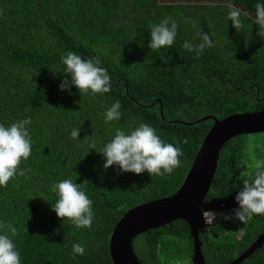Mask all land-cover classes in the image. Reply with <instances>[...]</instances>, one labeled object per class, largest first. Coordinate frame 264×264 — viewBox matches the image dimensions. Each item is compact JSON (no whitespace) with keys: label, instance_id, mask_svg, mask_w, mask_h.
<instances>
[{"label":"trees","instance_id":"obj_1","mask_svg":"<svg viewBox=\"0 0 264 264\" xmlns=\"http://www.w3.org/2000/svg\"><path fill=\"white\" fill-rule=\"evenodd\" d=\"M256 3L264 0H0V124L31 118V155L19 165L30 171L0 186V223L17 229L16 236L8 235L21 264H114V224L129 207L179 186L212 122L199 117L264 107V36L251 19ZM229 5L242 12L238 31L228 20ZM169 16L178 26L175 42L149 48V25ZM200 31L214 46L197 56L183 45L198 44ZM68 51L98 58L111 76V90L79 93L71 84L70 92L61 90V57ZM117 101L121 117L106 123L105 112ZM140 123L182 149L181 166L172 174L103 168L99 151L115 130L129 133ZM76 128L79 138L73 139ZM251 143L264 144V130L222 143L207 196L239 191L241 172L264 160ZM63 179L80 184L91 199V228H77L51 208L58 198L51 186ZM243 224L240 231L216 220L199 233L206 262L224 263L244 251L264 229V215L253 214ZM75 243L84 255L72 252ZM132 247L144 264H195L182 218L140 232ZM239 264H264V242Z\"/></svg>","mask_w":264,"mask_h":264},{"label":"clouds","instance_id":"obj_2","mask_svg":"<svg viewBox=\"0 0 264 264\" xmlns=\"http://www.w3.org/2000/svg\"><path fill=\"white\" fill-rule=\"evenodd\" d=\"M241 15L239 8L229 5L228 20L237 31L243 27ZM251 19L258 26V35L264 36V3L255 4V15ZM149 27V48L157 50L171 47L175 42L178 26L171 16ZM197 35L200 40L198 44L185 41L183 47L199 56L206 47H213L214 44L208 33L200 31ZM61 62L66 74L59 84L61 90L70 92V84L79 93H88L91 90L93 94H103L111 90V76L105 68L99 66L101 62L98 58L84 59L76 52L68 51L61 57ZM120 108L119 101L113 103L105 112V122L119 120ZM30 124V117L13 121L7 127L0 124V186L7 187L10 179L17 175L25 176L30 171L19 167L21 158L26 160L31 155L32 140L27 128ZM71 137L79 138L78 128L72 130ZM249 147L259 148L264 152V144L251 143ZM99 152L104 157V169L116 165L121 172L139 175L147 171L150 176L172 174L174 169L181 166L180 157L184 155L178 146L165 143L156 133V129L147 123H140L129 133L116 129L114 137ZM241 164L237 162L236 167L239 168ZM252 167L254 171L241 172L242 186L234 196L238 207L230 213H220L224 220L236 219L247 223L253 214L264 215V160H256ZM51 191L58 197L55 204L51 205L58 218H68L77 228H91L94 217L92 201L80 189V184L72 179H63L54 183ZM202 215L206 222L213 223L218 213L204 210ZM0 233H3L0 234V264H21L20 252L8 235L11 233V236H16L17 229L10 224L0 223ZM72 252L84 255L85 249L80 243H75L72 245Z\"/></svg>","mask_w":264,"mask_h":264},{"label":"water","instance_id":"obj_3","mask_svg":"<svg viewBox=\"0 0 264 264\" xmlns=\"http://www.w3.org/2000/svg\"><path fill=\"white\" fill-rule=\"evenodd\" d=\"M156 100L159 101L158 98ZM203 118H210L212 122L201 138L179 186L168 195L129 207L114 224L109 237V254L114 264H144L133 250V238L142 231L177 218L184 219L188 224L193 244L192 262L210 264L201 251L199 233L210 224L202 213L204 210L228 208L237 204L234 200L237 191L219 197L212 196L209 200L204 198L215 169L219 148L225 140L236 134L263 131L264 107L235 111L222 117L212 114L199 117ZM263 242L264 229L244 251L220 264H239Z\"/></svg>","mask_w":264,"mask_h":264},{"label":"built area","instance_id":"obj_4","mask_svg":"<svg viewBox=\"0 0 264 264\" xmlns=\"http://www.w3.org/2000/svg\"><path fill=\"white\" fill-rule=\"evenodd\" d=\"M238 207L237 204H234L232 206H229L228 208H222V209H210V210H207V211H213V212H216L218 213V215L216 216V220H224L221 215H219L220 213H225V212H228L230 213L232 211V209ZM228 223V225L230 226H234L236 227L238 230L242 231L244 229V224L242 222H240L239 220H236V219H232V220H224Z\"/></svg>","mask_w":264,"mask_h":264},{"label":"flooded vegetation","instance_id":"obj_5","mask_svg":"<svg viewBox=\"0 0 264 264\" xmlns=\"http://www.w3.org/2000/svg\"><path fill=\"white\" fill-rule=\"evenodd\" d=\"M208 187H209V186H208ZM211 197H212V196H207V193H206V195H205L204 198H205V200H209V199H211ZM211 210H212V209H211ZM213 223H214V222H213ZM213 223H210V224H213ZM210 224H209V225H210ZM204 229H205V228H204ZM204 229H203V230H204ZM203 230H202V231H203ZM200 232H201V231H200Z\"/></svg>","mask_w":264,"mask_h":264}]
</instances>
